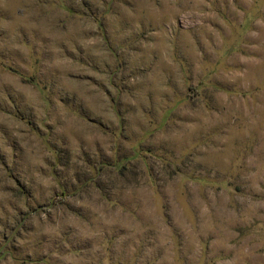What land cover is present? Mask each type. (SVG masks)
I'll return each mask as SVG.
<instances>
[{
	"label": "rangeland",
	"instance_id": "1",
	"mask_svg": "<svg viewBox=\"0 0 264 264\" xmlns=\"http://www.w3.org/2000/svg\"><path fill=\"white\" fill-rule=\"evenodd\" d=\"M0 264H264V0H0Z\"/></svg>",
	"mask_w": 264,
	"mask_h": 264
}]
</instances>
